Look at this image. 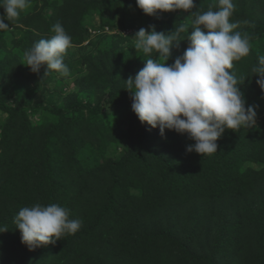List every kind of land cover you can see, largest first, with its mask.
I'll return each mask as SVG.
<instances>
[{
    "label": "trees",
    "instance_id": "trees-1",
    "mask_svg": "<svg viewBox=\"0 0 264 264\" xmlns=\"http://www.w3.org/2000/svg\"><path fill=\"white\" fill-rule=\"evenodd\" d=\"M230 22L250 52L233 62L253 127L225 130L216 153L187 152L186 134L142 124L126 83L148 58L132 28L168 34L183 27L169 64L189 47L195 15L218 0H194L189 12L148 16L136 0H31L0 31V264H264V92L252 69L264 55V0H232ZM185 13V16L181 14ZM0 15H5L0 8ZM101 23L90 38L94 19ZM247 21L248 23H245ZM60 23L83 52L84 72L63 105L46 98L61 74L33 73L24 53ZM108 27L113 33L102 32ZM115 32V33H114ZM64 90H67L65 88ZM40 94L42 100L37 99ZM57 204L80 219L74 235L29 250L14 217L23 207Z\"/></svg>",
    "mask_w": 264,
    "mask_h": 264
},
{
    "label": "clouds",
    "instance_id": "clouds-1",
    "mask_svg": "<svg viewBox=\"0 0 264 264\" xmlns=\"http://www.w3.org/2000/svg\"><path fill=\"white\" fill-rule=\"evenodd\" d=\"M31 0H0V31L9 30V22L27 9ZM136 5L148 16L160 12L194 8V0H136ZM234 13L232 0H218V10H208L195 15L193 30L188 36L189 47L174 63L169 64L174 41L184 32L183 27L165 34L141 27L132 38L134 48L146 56L158 53L159 58H148L135 77L126 83L131 94L132 111L142 124L159 129L161 136L166 130L186 134L195 143L187 152L201 156L217 152V141L225 130L236 131L256 124V106H247L238 80L229 70L234 61H240L250 52L247 34L234 31L239 22H230ZM245 23H248L245 21ZM50 39H41L24 53L27 67L33 73L45 69L44 76L55 71L69 75L64 56L71 46V37L65 28L56 23L51 28ZM257 85L264 92V55L252 69ZM21 242L29 250L55 244L62 236L74 235L82 226L80 219H69V210L57 204L36 203L23 207L14 217ZM8 231L0 227V233Z\"/></svg>",
    "mask_w": 264,
    "mask_h": 264
},
{
    "label": "rangeland",
    "instance_id": "rangeland-1",
    "mask_svg": "<svg viewBox=\"0 0 264 264\" xmlns=\"http://www.w3.org/2000/svg\"><path fill=\"white\" fill-rule=\"evenodd\" d=\"M184 12V11H183ZM182 12V16H185V13ZM100 19L96 18L93 20L91 31H90V38H93L95 35V31L100 26ZM97 28V29H96ZM145 29H148L149 32L151 31L150 27H143ZM140 29V28H139ZM135 28H132L130 30L125 31L126 33H135L139 30ZM134 37V36H133ZM85 49H81L79 47H71L70 51L68 53V61L70 63V68H69V75L67 76H57L56 78H53L50 84L48 85V91L46 93V98L49 101H52L54 103H57L58 105L62 106L63 105V100L67 95L68 90L73 89L74 87V81L78 75L84 72L83 67L80 64V56L82 55L83 52H88L90 51V46L85 43L84 44ZM67 88V90H64ZM38 100H42V97L40 94L37 95ZM260 119V117L256 118V122Z\"/></svg>",
    "mask_w": 264,
    "mask_h": 264
},
{
    "label": "built area",
    "instance_id": "built-area-1",
    "mask_svg": "<svg viewBox=\"0 0 264 264\" xmlns=\"http://www.w3.org/2000/svg\"><path fill=\"white\" fill-rule=\"evenodd\" d=\"M127 30H128V29H127ZM127 30H126V31H127ZM90 31H91V30H90ZM102 32L113 33V32H111V30H110L108 27H106L105 30L102 31ZM94 33H95V35H96L97 33H99V31H95ZM114 33H115V32H114ZM123 33L126 34V35L129 34V33H126L125 31H123ZM130 34H132V33H130ZM87 44H88V43H87Z\"/></svg>",
    "mask_w": 264,
    "mask_h": 264
}]
</instances>
